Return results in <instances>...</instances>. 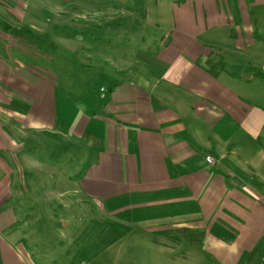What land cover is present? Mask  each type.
<instances>
[{"label": "crops", "instance_id": "0c3cea01", "mask_svg": "<svg viewBox=\"0 0 264 264\" xmlns=\"http://www.w3.org/2000/svg\"><path fill=\"white\" fill-rule=\"evenodd\" d=\"M25 1L0 0V264H42L16 207L26 191L19 180L43 171L36 157H55L48 173L65 180L49 202L69 197L71 205L97 203L105 219L123 211L148 230H183L219 264H264V66L246 74L245 84L229 69L215 76L206 63L224 49L247 57L249 44L254 56L261 54L251 38L257 31L250 35L253 1L236 0L233 8L224 0H181L166 11L156 6L155 25L169 28L157 53L137 54V79H113L97 108L80 106L65 118L55 97L58 76L25 61L34 24L21 26V12H34L33 21L36 12H71L61 23L94 19L89 27L110 30L111 13L121 8ZM123 67L118 63L119 72ZM64 143L69 160L61 157Z\"/></svg>", "mask_w": 264, "mask_h": 264}, {"label": "rangeland", "instance_id": "374dc122", "mask_svg": "<svg viewBox=\"0 0 264 264\" xmlns=\"http://www.w3.org/2000/svg\"><path fill=\"white\" fill-rule=\"evenodd\" d=\"M180 1L80 0L84 4L95 2L98 6L109 5L111 9L121 8L120 12L111 13L114 21L109 25L110 30L105 27H89L90 24L93 25L94 19L89 22V25H78L76 18L73 22L68 20L67 23H61L63 19L73 18L69 17L71 12H66L67 15L59 13L57 17L56 13L50 11L36 12L39 18L36 21L30 18L34 12H21L25 15V22L21 23V26H33L34 24V28L31 27L30 31H27L34 43L30 47V52L26 53H31V55H26L25 61L29 65L32 64L30 66L39 65L41 68L53 71L58 76L55 97L58 99L62 117L65 118L66 114L69 117L75 111L80 112L81 107L88 112L93 106L97 108V103L101 102L99 98L103 94L102 87L106 88V92L112 89L115 83L113 79L135 80L134 71L139 73V60L136 56L140 51L157 53V50L162 48L169 26L155 25L154 9L158 6L163 11L170 10L172 2ZM252 1L253 5L247 8L249 17L252 11L253 25L250 35L254 36L252 31H257L254 38H251L259 47L256 49L258 48L261 54L254 56L249 44L243 50L247 57H235L231 49H224L223 52L215 50L218 57L207 59V61L217 62V67L223 61L226 69L232 73H239L243 77H241L242 81L246 74L253 76L257 70L262 72L261 68L264 66V0ZM35 2L37 0H26L24 4L31 3L36 6ZM55 2V0H50V3ZM234 2L236 0H224V5L229 6L231 3L233 8ZM89 18L86 15L87 21ZM37 22H41V26H38ZM55 24H61V26L55 29ZM122 26L129 28V31L121 29ZM45 30L44 37L40 31ZM41 37L46 39V44L44 39L39 41ZM223 44L220 45L221 48ZM94 52L100 55L90 56ZM118 63L124 65L121 72L117 69ZM235 64H242V66L237 67ZM129 66L133 68V71L127 70ZM135 66L137 68H134ZM260 77L264 79V73H261ZM243 93L247 94V89L244 88ZM36 100H38L37 96ZM258 100H262L261 96ZM69 149L70 146L66 147L64 143L62 159H70ZM36 158V164L41 165L43 171L26 174L23 181L19 180L26 191L19 197L20 204L16 199V207L17 211L18 208L24 211L22 218L19 215L24 237L27 236L31 251L37 246L38 260L42 264L220 263L215 254L208 251V247H204L205 243L202 246L199 242H191L188 234H184L183 230L180 233L173 232L174 234L158 229L148 230L144 225L136 223L134 218H126L123 211L113 213L109 219H105L101 213L102 208L97 203L93 205L81 202L79 204L73 201L71 205L69 197L64 199V204L49 202L55 190H63L66 187L64 186L65 180L59 181L57 175L54 177L48 173L49 169H54L51 165H54L55 157L51 159L44 157L43 161L38 160L39 157ZM61 177L66 179V176ZM194 238H201V236L196 234ZM24 243L27 244L26 239Z\"/></svg>", "mask_w": 264, "mask_h": 264}, {"label": "trees", "instance_id": "16d2710c", "mask_svg": "<svg viewBox=\"0 0 264 264\" xmlns=\"http://www.w3.org/2000/svg\"><path fill=\"white\" fill-rule=\"evenodd\" d=\"M207 69L214 74L215 76H217L220 72L225 71L226 68L224 67V63L222 61V63L220 64L219 67H217L218 65L216 64L217 62H213V60H208L207 62Z\"/></svg>", "mask_w": 264, "mask_h": 264}, {"label": "built area", "instance_id": "2783aa9c", "mask_svg": "<svg viewBox=\"0 0 264 264\" xmlns=\"http://www.w3.org/2000/svg\"><path fill=\"white\" fill-rule=\"evenodd\" d=\"M206 158H207V160L210 161V162H212V160H213V159L210 158V157H206Z\"/></svg>", "mask_w": 264, "mask_h": 264}]
</instances>
